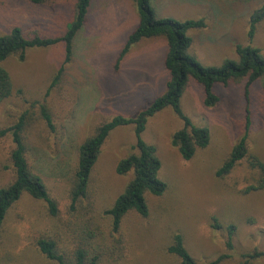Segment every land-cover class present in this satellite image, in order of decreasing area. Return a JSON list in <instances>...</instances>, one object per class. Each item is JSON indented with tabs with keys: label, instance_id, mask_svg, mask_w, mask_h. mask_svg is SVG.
<instances>
[{
	"label": "rangeland",
	"instance_id": "rangeland-1",
	"mask_svg": "<svg viewBox=\"0 0 264 264\" xmlns=\"http://www.w3.org/2000/svg\"><path fill=\"white\" fill-rule=\"evenodd\" d=\"M72 0L54 5L34 6L26 0H0V35L11 26L24 31L60 36L72 15ZM158 19L175 21L205 19L202 30H190L189 52L203 67H220L236 61L235 46H252L264 57V19L248 38L249 17L264 0H150ZM85 27L73 43V57L54 87L46 94L63 61V46L27 51L23 62L7 59L13 94L0 105V127L12 123L34 101L46 102L54 123L63 125L64 139L38 141L34 170L42 177L57 202L58 217L50 218L43 203L24 196L6 215L0 233V264H53L41 255L38 239H60L69 252L80 240L68 232L84 228L89 249L100 254L99 264H175L167 254L172 237L179 234L190 256L198 263L227 254L218 264H238L242 255L264 251V189L243 193L259 174L249 166V157L264 164V93L256 81L245 100V80L228 86L214 85L219 101L203 105L202 87L189 80L180 99L184 115L197 127L207 128L209 143L184 161L170 145L172 134L182 122L170 108L149 118L141 138L156 147L161 162L159 178L167 184L160 197L145 195L148 215L129 212L113 233L104 215L131 175L118 176L117 163L133 152V126L115 128L101 147L90 185L91 199L81 201L77 212L69 210L67 179L76 159V148L95 128L115 116L134 118L155 98L168 81L163 63L167 45L162 37L146 39L132 46L119 60L128 36L138 25L134 0H91ZM95 19V20H94ZM161 63V65H160ZM249 109L248 155L224 178L216 170L241 136ZM56 130H58L56 128ZM11 148L0 141V186L9 181L3 170ZM73 224L74 227L68 225ZM79 228H76L77 226ZM218 228H215V226ZM235 227L232 249H226L227 231ZM78 229V230H77ZM83 230V228L81 229ZM80 232V231H79ZM94 235V239H90ZM92 242V243H90ZM92 246V248H91ZM253 264H264L257 259Z\"/></svg>",
	"mask_w": 264,
	"mask_h": 264
},
{
	"label": "trees",
	"instance_id": "trees-1",
	"mask_svg": "<svg viewBox=\"0 0 264 264\" xmlns=\"http://www.w3.org/2000/svg\"><path fill=\"white\" fill-rule=\"evenodd\" d=\"M34 6L54 5L56 0H26ZM91 0H72V15L65 25L62 35L48 37L38 30L24 31L19 26H11L5 34L0 35V105L8 101L13 94V85L8 71L2 66L7 59L15 58L23 62L27 51L31 49H45L56 44L63 46V61L57 69L46 94L60 80L65 66L73 57V43L83 29L85 18ZM138 25L128 36L119 60L139 42L162 37L164 38L167 51L163 60L165 70L168 72V81L163 94L155 98L146 108L138 112L134 118L115 116L107 122L98 125L94 132L88 136L76 148V159L70 175L67 179L69 210L77 212L81 201L91 199L90 185L94 165L99 156L102 145L109 134L118 127L133 126L135 143L133 152L121 159L116 167L118 176L131 175L130 180L123 191L118 194L112 203L104 211V215L110 220L113 233H117L124 217L131 211L141 217L148 215V206L145 195L149 194L160 197L167 190V184L159 178L161 168L160 159L157 156L156 147L144 142L141 138L149 118L165 108H170L174 115L182 122V127L175 131L170 138V145L177 150L178 155L184 161L193 158L197 149L205 148L209 143L207 128L195 126L181 110L180 99L189 80H193L202 87L203 105L207 108L214 107L218 96L213 92L214 85L228 86L230 83H239L245 80L244 95L249 101L250 87L256 82H261L264 93V57L258 48L252 46H235L236 61L226 60L220 67H203L189 52L191 39L187 36L190 30H202L206 27L205 19L175 21L172 19L155 16V11L150 0H134ZM264 19V3L256 8L249 17L248 38L252 40L256 25ZM56 128L58 130H56ZM250 129L249 109L246 108L245 126L241 136L231 148L216 170L217 178L229 175L235 166L248 155L247 139ZM47 134L58 138V145L64 139L63 125L54 123L53 114L46 102L34 101L18 118L5 127H0V141L9 139L11 148L7 154V164L2 168L10 175L9 181L0 186V233L4 219L8 212L24 196L36 202L43 203L50 218L57 219L58 206L55 199L50 195L42 177L34 170L33 164L37 154L35 150L42 148L38 141L44 140ZM249 166L259 174L258 179L252 185L245 187L244 194L264 189V164L256 157H249ZM76 228L80 226L76 225ZM74 227L73 224L68 225ZM83 228V230H81ZM88 225L80 227L78 231L68 229L75 235L80 243L65 252L59 246L60 239L57 237H45L38 239L36 248L48 261L53 264H99L100 254H94V249H89V241L85 235ZM215 228H218L216 225ZM80 231V232H79ZM226 249H232V237L235 227L230 225L226 228ZM94 239V235H90ZM92 243V242H90ZM92 248V246H91ZM168 255L176 259L175 264H218L228 258L227 254L217 259L198 263L195 261L184 246L183 238L179 234L172 237L171 244L167 247ZM257 259H264V251L253 249L242 255L238 264H253Z\"/></svg>",
	"mask_w": 264,
	"mask_h": 264
},
{
	"label": "crops",
	"instance_id": "crops-1",
	"mask_svg": "<svg viewBox=\"0 0 264 264\" xmlns=\"http://www.w3.org/2000/svg\"><path fill=\"white\" fill-rule=\"evenodd\" d=\"M87 18H88V15H86V18H85V23H86V21H87ZM95 20V19H94ZM85 23H84V25H83V28L85 27ZM164 60V59H163ZM161 63H163V61L161 62ZM161 63H160V65H161ZM164 66V65H163Z\"/></svg>",
	"mask_w": 264,
	"mask_h": 264
}]
</instances>
